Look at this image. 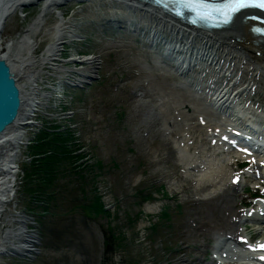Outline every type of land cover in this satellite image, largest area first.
<instances>
[{
	"label": "rangeland",
	"instance_id": "rangeland-1",
	"mask_svg": "<svg viewBox=\"0 0 264 264\" xmlns=\"http://www.w3.org/2000/svg\"><path fill=\"white\" fill-rule=\"evenodd\" d=\"M35 2L5 11L0 48L4 47L1 41L36 21L41 0ZM60 11L72 34L62 31L63 40L71 42H61L59 48L65 50L54 57L63 59L52 70L46 72L41 65L43 72L37 71V79L45 81L39 80V86L46 90L34 97L28 113L40 108L48 116L41 113L35 117L36 122L43 119L42 127H22L20 142L49 147V141L60 144L57 138L65 136V147L54 144L44 155L34 154L31 145L24 151L25 144H21L20 153L28 152V158L35 156V160L12 157L14 163L19 161L20 169L14 189L4 196L10 199L14 193L3 205L0 236L22 226L25 233L35 230L38 243L33 241L36 253L27 252L32 256L28 258L20 254L21 246L8 245L10 242L2 239L0 264H214L209 257L218 232L242 231L243 224L229 228V213L250 200L241 194V187L231 189L229 177L223 178L235 170L236 156L216 153L220 147L210 142L213 126L227 120L209 105V96L203 92L209 81L189 71L191 68L185 75L179 74L170 64L181 32L131 3L62 0L36 24L32 36L27 37L32 41L16 42L22 34L12 39L13 51L20 47L28 50L25 43L32 42L37 45L28 52L34 59L40 58L52 37L51 33L45 35L48 23H55ZM120 19L123 26L146 35L152 28L156 39L165 42L162 54L161 47L139 41L137 31L118 27ZM74 34L82 42L72 41L77 39ZM77 51L95 53L101 62L99 78L85 79L90 84L71 81L82 87L64 81L72 76L82 78L68 72L81 68L68 61L69 53ZM241 67L234 68V75L250 81L253 77ZM213 78L217 85L223 82L220 76L213 74ZM252 81L249 86H257L253 96L264 113V82ZM62 92L65 96L57 98ZM197 114L204 117L205 125L197 123ZM66 128L69 131H64ZM37 162L41 163V175L33 171ZM95 201L106 210L84 207ZM229 203L234 204L232 209ZM22 218L27 223L20 224ZM25 233L23 237L31 239ZM251 233L263 234L255 228Z\"/></svg>",
	"mask_w": 264,
	"mask_h": 264
},
{
	"label": "bare ground",
	"instance_id": "bare-ground-1",
	"mask_svg": "<svg viewBox=\"0 0 264 264\" xmlns=\"http://www.w3.org/2000/svg\"><path fill=\"white\" fill-rule=\"evenodd\" d=\"M22 1H27V0H0V26H1V23L3 24V18H5V16H4L5 11H7V13L12 12V11H9L10 9H13V11H14L16 9L14 7L20 6V3ZM41 1H42L41 2L42 4L40 6L41 7L40 13L36 17V21L34 22L35 25L37 23L42 22L41 20L43 19L44 15L47 13L49 8H51L57 4L62 3V0H41ZM127 1H129V3H131V4H140L143 6L146 5L148 8L146 6H144L145 9H147V10H144L145 12L149 13L153 17H159V18L163 19L165 23H168V24L172 23V25H175L179 29V30L178 29L177 30L181 32L182 38L180 41H183L185 32H187V31L182 29V27L178 26L174 21H170L167 19V17L163 16V13L161 12V10H162L161 8H159L158 6H156L152 3H146L142 0H127ZM137 2H139V3H137ZM245 14H248V13H242L241 16H237L232 21L230 26L228 28H226V30L221 29V30H225V31L215 30L213 32H206L204 29H203L204 30L203 31L202 29H197L195 27H189L191 30L188 32L191 34L192 37H191L190 41H187L186 44H189V47L193 50V52L195 54L199 53V55L203 56L205 60L209 59L210 65L212 63H214V64L216 63V65H219L221 63L222 68H225V66H226L224 73H226L228 71L232 77H234V74H233L234 68H236L238 64H241L242 67L240 69L242 71L245 70L246 73H250L253 76V78H251L250 80L254 81V80L258 79L257 77L260 75V72L257 71V73H256L257 68L255 67L253 62L264 64V38L261 36L257 37V36L252 35L250 30H251L253 22L252 21H242V17ZM47 15H48V13H47ZM58 18H59L58 23H56L54 25V27H57L56 30L52 29L53 31H51V36L53 39L56 38L57 35L60 34L62 31L65 30V26L63 25L65 17L61 11H60V13H58ZM166 27H167V25H166ZM28 30H30V28L24 29L25 32H22L24 34H22L19 38L24 40V39H27V37H29L30 35L32 36L33 31L28 32ZM68 31L70 32L69 29H68ZM63 37L56 38L55 40H52L51 42L48 43L47 49L45 48V56L44 57L50 58V56L56 55V53L58 51H60L59 45L61 44V42H63L62 41ZM81 40L82 39L77 38L75 41H81ZM14 41L15 40H12V44L13 43L15 44ZM19 41L20 40H18V42ZM28 41L29 40L27 39V42ZM68 42H71V40L66 41V43H68ZM25 44H27V48L29 51H32L34 46L37 45V44L33 45L32 42L25 43ZM11 50H12L11 45L10 46L4 45L3 48H0V58L6 59L9 57L8 60H12L16 64L12 68L13 71L15 73L18 72V75H20L19 72H24V74H25V72L27 70L26 67H24L25 66V60L21 59L19 61L20 53L15 52L13 54V51H11ZM74 58L75 57H72V59L70 61H74L75 60ZM28 60H34V59L29 58V59H27V61ZM42 60H44V59H42ZM45 60L47 61V59H45ZM78 60H79V58H78ZM83 60L85 62L92 64V67L89 64H84V65H87L88 68H91L87 74V76H89V74L92 71H94L93 68L95 66H94V62H92L94 60H91L90 57L82 58L81 61H83ZM17 61H19V63ZM43 67H45V65ZM222 68L220 70H217V68H216L215 72L220 74L222 72ZM260 68H264V67H260ZM78 70H81V69H78ZM41 71H42V69H41ZM68 72H71V71L69 70ZM74 72L75 71H73V73ZM84 73H85L84 71L81 72V74H84ZM261 77H263V76L261 75ZM236 80H237L238 84L245 82L243 78H240V76L237 77ZM212 82L213 83L210 85L212 86V89L214 91L213 95L215 96L216 101L219 102L221 99L227 100L228 97L232 93L231 89H234L233 86L235 85V83L233 85L227 86V85H217L215 83V81H213V79H212ZM18 84H19V86L23 92L27 91L26 90L27 88L25 85L22 86L21 82H19ZM39 84L40 83L37 82V89L36 88H29V91H31L30 95H29V97H30L29 106H28L27 101H26L27 97L25 96V94H23L24 95V107H23L24 110L21 113L22 116L27 114L28 107L29 108L31 107V109H33L32 102H35L34 97H36V95H37V90H38V93L41 89L46 90L44 87L39 86ZM251 87H252V85H251ZM253 88H254V90H257L256 85ZM215 90L217 91V93L215 92ZM245 90H246V87L242 88L241 90H238V92L236 93L238 98L243 97V93ZM233 97H235V95ZM218 106L221 107V103H219ZM240 108L243 110L246 109L248 111V113L251 114V117L256 112V111H252L249 108H245L244 105L240 106ZM35 109H40V108H35ZM21 115L16 118L14 124L11 126V130L0 137V217H1L2 211H4V206H3L4 202L9 201L14 196V193H13L10 196L11 197L10 199L9 198L5 199L6 197H4L8 193L10 194L11 191L14 189V186L16 185L15 181L17 179L16 176H17L18 171H16L14 169V166L11 168L10 163H12V160H13L12 156H14V154L17 153V144L20 143V137L22 138V136H20V134H18V132L22 129V127L27 126V122H25L21 118ZM198 115H200V114H197V116ZM255 116L256 115H254V117ZM255 129H257V127H255ZM17 134H18V136H17ZM253 139L256 140L257 143H259V140H257L258 138L255 137V135H253ZM263 142H264V140H263ZM263 142L261 141L260 143H263ZM4 173H6V174H4ZM232 173H233V171L229 170L228 172L225 173L223 178L225 179V178L229 177L230 180H232L234 177H237L236 174L232 175ZM227 206H229V209H232L234 204L229 203V204H227ZM240 215H241V213L239 211H233V212L229 213V216L231 217V221H230V224L226 223L229 225V228H233L234 226H236V224H234V222L236 221L237 217H239ZM21 221L24 223H27L28 220H26L24 218L18 220V222L20 224H21ZM223 227L224 226H217L216 228L222 229ZM224 231H226V232H224ZM224 231L218 232V236H220V235L222 236L224 234L226 236V233H227L228 234L227 236H229V238L233 239L234 241H237L238 243L242 242L240 240V232L239 231L234 230V229H232V231H227V230H224ZM24 233H25V230H23L22 226H20L18 231H16V229H13V230L9 229L6 231V233L3 236H0V241L2 239L3 240L5 239L8 242H10V243H8V245H16L17 247L21 246V251L23 253L25 252V250L28 251V253H29L30 251L33 250V248L31 247L32 246L31 242L32 243H34V242L38 243V241L35 239L36 235L34 233H31V231H27L25 233V235L31 237V239H25L23 237ZM17 236H18V238H16ZM11 238H14V239H11ZM21 238L23 240H21ZM21 241L24 242V244L27 243L26 246L24 245L25 249L21 245ZM25 241H27V242H25ZM239 246H241V245H239ZM1 248H2V246L0 243V250H1ZM224 252H227V251H224ZM23 253H20V254H22L23 257H27L26 255H23ZM223 256H224V259L222 260L223 261L222 264H227L226 259H228V260L232 259L228 254H223ZM218 264H220V263H218Z\"/></svg>",
	"mask_w": 264,
	"mask_h": 264
},
{
	"label": "water",
	"instance_id": "water-1",
	"mask_svg": "<svg viewBox=\"0 0 264 264\" xmlns=\"http://www.w3.org/2000/svg\"><path fill=\"white\" fill-rule=\"evenodd\" d=\"M21 108V92L17 85V77L5 58H0V137L20 116ZM104 244L106 246V241Z\"/></svg>",
	"mask_w": 264,
	"mask_h": 264
},
{
	"label": "trees",
	"instance_id": "trees-1",
	"mask_svg": "<svg viewBox=\"0 0 264 264\" xmlns=\"http://www.w3.org/2000/svg\"><path fill=\"white\" fill-rule=\"evenodd\" d=\"M60 135H62L63 133H64V131H61V132H58ZM41 137H38V139H40ZM65 136H61V138H57V139H60V144H55L56 142H59V141H57V140H53L52 139V141H49V143L48 144H50V146L48 147V146H44V144L45 143H40V144H34V145H32L31 147H34V150H31L34 154H43L44 153V155H45V153L50 149V148H53V146H54V144L55 145H57V146H60V147H65V144L63 143L64 141H65ZM43 148H46L45 150H42ZM64 151H68V149H63L62 150V152H64ZM46 157H48V156H44V158H46ZM71 157H73V155L71 156ZM33 160H35V159H33ZM86 165L87 164H85L83 167H86ZM40 170H41V163H39V162H37L36 163V166L34 167V173L35 174H38V175H41V172H40ZM35 194H37V193H35ZM94 206L95 208H96V211L97 212H101V211H104V210H106L105 208H104V206L102 205V204H100V203H98V202H93V203H91L90 205H87V206H84V207H89V206Z\"/></svg>",
	"mask_w": 264,
	"mask_h": 264
},
{
	"label": "snow or ice",
	"instance_id": "snow-or-ice-1",
	"mask_svg": "<svg viewBox=\"0 0 264 264\" xmlns=\"http://www.w3.org/2000/svg\"><path fill=\"white\" fill-rule=\"evenodd\" d=\"M198 2L202 7H207V4L204 2V0H198ZM248 6H255L264 9V0H228L227 12L235 13ZM217 11L221 10L217 9ZM260 249L264 250V245H261ZM262 259H264V257H262Z\"/></svg>",
	"mask_w": 264,
	"mask_h": 264
},
{
	"label": "built area",
	"instance_id": "built-area-1",
	"mask_svg": "<svg viewBox=\"0 0 264 264\" xmlns=\"http://www.w3.org/2000/svg\"><path fill=\"white\" fill-rule=\"evenodd\" d=\"M45 56V55H44ZM37 80L33 77V76H31V77H28L26 80H25V84H26V88H27V91H26V93H27V97H28V99H30V97H29V88H36L37 89ZM37 94H38V90H37Z\"/></svg>",
	"mask_w": 264,
	"mask_h": 264
}]
</instances>
